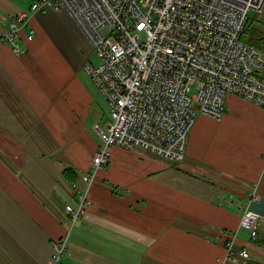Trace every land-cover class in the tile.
<instances>
[{
	"label": "crops",
	"instance_id": "crops-1",
	"mask_svg": "<svg viewBox=\"0 0 264 264\" xmlns=\"http://www.w3.org/2000/svg\"><path fill=\"white\" fill-rule=\"evenodd\" d=\"M34 1L0 0V36L20 14L29 20L24 54L0 41V264H50L62 239L61 264H229L236 233L235 250L264 264V224L252 240L238 208L257 184L251 209L264 215V108L234 95L221 121L195 122L178 167L114 146L86 213L71 221L66 207H79L100 146L96 126L111 116L102 126L104 97L85 70L91 43L66 10L31 13ZM254 16L264 31V8Z\"/></svg>",
	"mask_w": 264,
	"mask_h": 264
},
{
	"label": "built area",
	"instance_id": "built-area-1",
	"mask_svg": "<svg viewBox=\"0 0 264 264\" xmlns=\"http://www.w3.org/2000/svg\"><path fill=\"white\" fill-rule=\"evenodd\" d=\"M263 7L264 0L33 2L31 13L66 10L73 17L99 57L85 70L110 106L111 122L107 130L96 126L100 146L82 176L89 186L78 189L77 209L66 207L72 222L90 205V189L114 146L180 164L198 115L222 119L228 95L264 108V51L242 41L249 19ZM27 26V14H20L0 41L24 54L18 37ZM34 35L30 29L28 39ZM257 189L252 184L249 201L238 202L240 224L252 240L264 224V216L251 209L260 198ZM67 242H55L50 264H61ZM250 258L247 248L238 253L227 244L229 264Z\"/></svg>",
	"mask_w": 264,
	"mask_h": 264
},
{
	"label": "trees",
	"instance_id": "trees-1",
	"mask_svg": "<svg viewBox=\"0 0 264 264\" xmlns=\"http://www.w3.org/2000/svg\"><path fill=\"white\" fill-rule=\"evenodd\" d=\"M242 41L264 51V31L260 30V28L257 26L256 16H252L249 19L242 35ZM66 175L69 176L70 182H74L77 179L76 172L72 171L71 169L67 170Z\"/></svg>",
	"mask_w": 264,
	"mask_h": 264
},
{
	"label": "rangeland",
	"instance_id": "rangeland-1",
	"mask_svg": "<svg viewBox=\"0 0 264 264\" xmlns=\"http://www.w3.org/2000/svg\"><path fill=\"white\" fill-rule=\"evenodd\" d=\"M93 58L94 59H96L95 61L94 60H92V62L94 63V64H97L98 63V56H97V54H96V52L94 51V56H93ZM88 64V63H87ZM86 64V65H87ZM86 65H85V67H86ZM103 101H104V104H105V107H104V111L102 110V115H104L103 116V121H102V126H106V122L108 121V119H109V116H110V106H109V103L107 102V100L106 99H104L103 98ZM204 117H207V118H209V116H207V115H198L197 116V119H196V121L195 122H199V121H202L203 120V118ZM210 118H212V117H210ZM213 120H215V122H219V121H221V119H214L213 118ZM195 125V124H194ZM208 125H209V120H208ZM103 127V128H104ZM106 130V129H105ZM187 147H188V144H187ZM189 158V155H187V159ZM183 163V162H182ZM181 164V163H180ZM173 165H175V167H178V163H175V164H173Z\"/></svg>",
	"mask_w": 264,
	"mask_h": 264
},
{
	"label": "bare ground",
	"instance_id": "bare-ground-1",
	"mask_svg": "<svg viewBox=\"0 0 264 264\" xmlns=\"http://www.w3.org/2000/svg\"><path fill=\"white\" fill-rule=\"evenodd\" d=\"M32 6V5H31ZM264 8V7H263ZM1 37V36H0ZM107 130V129H106ZM94 160V157H93V159H92V161ZM173 163H175V162H173ZM92 167V166H91ZM91 169V168H90ZM98 176V175H97ZM83 182H84V187H88L89 185L83 180ZM91 187V186H90ZM85 213H86V210H85ZM84 213V214H85ZM264 216V215H263ZM241 228H242V226H241ZM237 240H238V234L236 233V234H234L231 238H230V240L228 241V245H230V244H232L233 246H234V248H235V246L237 245ZM242 250V248L240 249V250H238L237 252L239 253L240 251Z\"/></svg>",
	"mask_w": 264,
	"mask_h": 264
}]
</instances>
